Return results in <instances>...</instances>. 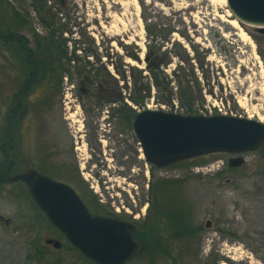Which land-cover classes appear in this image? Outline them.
Masks as SVG:
<instances>
[{
  "label": "rangeland",
  "instance_id": "rangeland-1",
  "mask_svg": "<svg viewBox=\"0 0 264 264\" xmlns=\"http://www.w3.org/2000/svg\"><path fill=\"white\" fill-rule=\"evenodd\" d=\"M6 2L28 21L27 26L16 30L19 34L29 40L32 32L45 37L48 29L41 17L50 12L55 27L65 30L60 38L66 55L72 56L71 51L77 48L76 57L68 63L65 58L52 61V52L44 48L49 55H43L52 67H64L68 72L61 80L57 76L44 78L22 98L25 107L18 114L12 147L7 150L14 157L16 171L59 180L64 166L68 172L78 173V179L85 183L80 172L81 166L88 165L98 181L96 192L88 189L101 206L129 222L144 221L148 215L150 219L155 217L154 227L161 232L163 252L172 257L160 251L152 254L145 243L134 239L136 250L125 264H173V259L177 264H264V149L242 153L244 164L239 167L228 166V159L237 155L213 153L196 157L199 163L183 160L151 170L131 125L123 116L116 117L113 110L126 103L136 112L147 108L182 112L175 100L173 107L160 104L154 86H150L143 108L127 99L134 78L127 64L136 66L142 77L147 74L144 53L149 40L144 16L157 27L173 31L168 33L163 47L170 50L173 40L185 46L193 68L191 83L197 82L201 89L193 106L199 114L219 113L218 106L224 115H251V119L264 123V34L254 26L239 23L250 38L242 40L238 29L226 21L234 17L220 0ZM10 6L0 7L3 28L6 20H11ZM108 12L122 19L115 28L109 26ZM100 21L109 26L107 30L101 28ZM185 30L188 41L178 33ZM189 42L195 46V54ZM177 50L182 56L181 49ZM127 52L134 53L137 59ZM179 60L173 56L164 71L170 74ZM19 63L0 46V132L12 96L25 77ZM115 66L124 71L125 79L118 76ZM103 68L109 76H104L102 83ZM136 74L137 71L135 77ZM141 80L145 82L146 78ZM208 164H214L211 170L204 169ZM161 180L177 181L172 204L182 209L189 227H200L192 235H173L168 218L158 211L157 196L149 192L147 184ZM68 183L77 188L76 177ZM5 188L8 191H0V216L11 222L0 220V264H92L47 223L24 182ZM30 216L34 221L28 232ZM206 222L210 225L206 226ZM45 239L58 240L61 246L46 245ZM39 246L44 256L30 262L29 256Z\"/></svg>",
  "mask_w": 264,
  "mask_h": 264
},
{
  "label": "water",
  "instance_id": "water-1",
  "mask_svg": "<svg viewBox=\"0 0 264 264\" xmlns=\"http://www.w3.org/2000/svg\"><path fill=\"white\" fill-rule=\"evenodd\" d=\"M231 15L239 23L254 26L264 34V0H226ZM143 158L154 168H164L183 160L228 153L229 167H239L244 152L264 143V123L246 117L215 114L182 115L163 110L143 109L132 122ZM29 194L51 224L83 256L96 264H125L136 250L132 228L117 219L91 216L76 192L67 184L40 173H18ZM206 222V226H209ZM54 248L58 240L45 239Z\"/></svg>",
  "mask_w": 264,
  "mask_h": 264
},
{
  "label": "trees",
  "instance_id": "trees-1",
  "mask_svg": "<svg viewBox=\"0 0 264 264\" xmlns=\"http://www.w3.org/2000/svg\"><path fill=\"white\" fill-rule=\"evenodd\" d=\"M40 1L41 0H34L36 4H39ZM42 2L45 3L46 1ZM5 4L10 6L6 0H0L1 8L4 7ZM10 7L12 14L11 20H6L5 28L1 26L3 23H0V46L3 51L12 53L16 57L18 63L20 62V70L23 71L22 73H24L25 77L19 82L18 89L12 96L13 99L0 132V152L2 154L0 160V191L4 188L3 182H5V179H7L9 175L18 174V172H20L16 171L14 157L10 156L7 150L12 147L11 143L15 134L16 125L19 124L18 114L21 109L25 107L22 98H25L44 78L57 76L59 80H61L63 74L68 72V69L64 67H61L59 70L56 69L55 65L52 67L43 55L44 53L49 55L44 48H47L48 52H52V54H50L52 61L58 58L59 60L60 58H65L67 63L74 60L73 58L76 57L75 50L77 49L74 48L73 51H71L72 56H67L66 52L63 51L62 47L64 46V41L60 38V35L65 30L61 27H55L50 12H44V17H41L42 24L48 29V34L45 37H41L32 32V38L29 40L26 36L19 34L16 30L27 26L28 21L25 16L15 10L13 6ZM38 8L40 9L41 7L38 6ZM142 18L144 21L145 34L149 40L146 44V51L144 53V69L147 74L143 77L146 78V81L142 82L141 79H143V77L140 75L141 71L138 70L136 66L127 64L128 72L134 77L127 99L130 100L132 105L143 108L145 101L150 96V86H154L156 89V99L160 104L164 106L172 105L173 107L172 102L175 100L177 102V107L182 110L179 114L199 115L193 106L201 89L198 87L197 82H195V84L191 83L192 79H190V75L193 73V68L185 46L181 41L173 40L170 50L163 47V43L167 42L166 37L168 33L170 34L173 31L157 27L156 24H152L151 21H148L144 16H142ZM178 33L188 41L189 36L187 30H185V33L179 31ZM45 42L48 43V45L44 44ZM31 43H33V47H30ZM188 44L195 54V46L191 42ZM178 48L183 52L182 56L178 52ZM127 55L133 59H137L134 53L127 52ZM173 56L178 57L180 60L176 62L170 74H167L164 69L172 62ZM195 58L198 59L197 57ZM114 68L118 76L125 79L124 71L120 70L117 66ZM136 71L138 74H136L137 76L135 77ZM102 74L101 82L103 83L105 81V79H103L104 76H109V74L104 68ZM202 75H204V73H202ZM113 110L115 111L114 113H118V115H122L124 118L128 119L127 121L129 124H131V119L136 114V110L130 108L126 103H122L121 106ZM262 148L264 149V143L259 147L260 150H262ZM262 157H264V153ZM199 158H193L187 161L199 163L201 162L198 161ZM176 187L178 188L177 181L170 183L161 180L155 184L151 183L149 192L156 194L157 206L160 208L158 211L168 218L173 235L184 237L192 235V233L198 231L200 227H189L182 209L179 208L177 204H172L177 190ZM37 210L43 214L38 207ZM43 216L46 218L47 223L55 228L44 214ZM133 224L135 226H131L130 233L138 243H145L149 248V252L152 254L160 251L164 255L172 257L171 253L163 252V245L160 241L162 238L161 232L154 227V225H156L155 217L150 219L148 215L147 219L144 221H133ZM70 248L78 251L71 244ZM44 254L45 251L42 247L39 246L36 248V259L40 260L41 256H44ZM80 255L92 264H96L81 253ZM173 264H177L175 259H173Z\"/></svg>",
  "mask_w": 264,
  "mask_h": 264
},
{
  "label": "flooded vegetation",
  "instance_id": "flooded-vegetation-1",
  "mask_svg": "<svg viewBox=\"0 0 264 264\" xmlns=\"http://www.w3.org/2000/svg\"><path fill=\"white\" fill-rule=\"evenodd\" d=\"M85 82H80V85H83ZM84 89L80 88V91H83ZM116 117H120L122 115H118V113H114ZM113 115V114H112ZM135 116V115H134ZM134 116L132 117L131 119V127H132V122H133V118ZM107 117H109V115H107ZM126 119V118H125ZM128 119H126V122L128 123L127 121ZM133 130V129H132ZM109 150H111V148H108ZM230 155V154H229ZM244 164V162H243ZM242 164V165H243ZM149 168L151 170H154L155 168L154 167H151L149 166ZM62 178H60L59 180L58 179H55L57 181H60V182H63L67 185H69L75 192L76 194L78 195V197L80 198V200L82 201V203L84 204V206L87 208L88 212L91 214V216L95 217V216H98V217H105V218H110V219H117V220H121L123 222H125L126 224L134 227L135 225L133 224V221L132 222H129V221H126V219L121 216L120 214H116L114 213L113 211L111 210H107L106 208H104L103 206H101V204L98 203V198H96V196L94 194H92L90 192V190L88 189V187L91 189L93 188L94 191L96 192L97 188H98V181L93 177V170L92 168L88 167V165H84V166H81V175L83 177V179L86 181L85 183L81 180V179H78V173L74 175V173H71V172H68L67 169L63 166L62 168ZM149 170L145 171V175L147 177V179L149 180ZM15 175V174H13ZM13 175H9L7 177V179H5V182H3V189L2 191H4L5 186L6 185H11V184H15L17 183L18 181H22L20 179H17V180H11V177ZM74 177H76V184H77V188L75 189L70 183V182ZM54 179V178H53ZM105 181V180H104ZM23 182V181H22ZM106 182V181H105ZM25 183V182H24ZM25 185L27 186V184L25 183ZM149 186V191H150V184H147ZM28 187V186H27ZM7 190V189H6ZM8 191V190H7ZM12 194V193H11ZM13 196H15L14 194H12ZM30 195V194H29ZM31 196V195H30ZM32 198V197H31ZM33 200V199H32ZM34 202V200H33ZM35 204V202H34ZM36 208H37V205L35 204ZM148 217V216H147ZM147 217L145 219H147ZM0 220H2L5 224H8L10 223L11 219L10 218H4L2 216H0ZM33 217H29V223L30 225L28 226V229L30 232V229H31V224H33ZM57 230V229H56ZM58 231V230H57ZM31 235H29L28 237V241L29 243H31V238H30ZM64 236V234H63ZM65 237V236H64ZM46 245H51V244H46ZM60 246H61V243H60ZM59 246V247H60ZM58 247V248H59ZM34 253H32L30 256H29V261L32 262V261H35V254H36V249H34L33 251Z\"/></svg>",
  "mask_w": 264,
  "mask_h": 264
},
{
  "label": "bare ground",
  "instance_id": "bare-ground-1",
  "mask_svg": "<svg viewBox=\"0 0 264 264\" xmlns=\"http://www.w3.org/2000/svg\"><path fill=\"white\" fill-rule=\"evenodd\" d=\"M220 1H221L223 4L226 3V0H220ZM229 13H230V12H229ZM106 16L109 17V18H111V22H110V24H109L110 27L115 28V27H116V24H120V23L122 22V19L120 18V16H119L118 14H116L115 12H113V13H109V12H108V13L106 14ZM139 20H140V19H139ZM226 21H227L231 26H233V27H235V28L238 29V36H239L242 40L250 41V38H249L248 34L245 32V30H243V29L241 28V26L239 25V22H238L236 19H234V18H230V19H226ZM139 23H140L141 29H142V31H143V26H142V22H141V20L139 21ZM99 24H100L101 28L104 29V30H107V28L109 27V26L107 27V26L105 25V23L102 22V21H100ZM263 95H264V90H263ZM248 117L250 118L251 115H249ZM259 120H262V116H259Z\"/></svg>",
  "mask_w": 264,
  "mask_h": 264
},
{
  "label": "built area",
  "instance_id": "built-area-1",
  "mask_svg": "<svg viewBox=\"0 0 264 264\" xmlns=\"http://www.w3.org/2000/svg\"><path fill=\"white\" fill-rule=\"evenodd\" d=\"M217 109H218V111L221 113L222 111H221V109L217 106ZM210 167V166H209ZM209 167H204V169H207V170H209L210 168Z\"/></svg>",
  "mask_w": 264,
  "mask_h": 264
}]
</instances>
